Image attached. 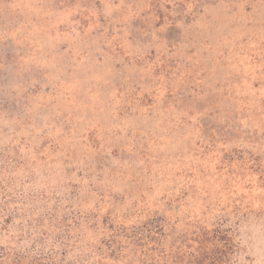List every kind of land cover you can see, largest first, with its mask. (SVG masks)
Instances as JSON below:
<instances>
[{"label": "rangeland", "instance_id": "1", "mask_svg": "<svg viewBox=\"0 0 264 264\" xmlns=\"http://www.w3.org/2000/svg\"><path fill=\"white\" fill-rule=\"evenodd\" d=\"M0 152L8 264H264V0H0Z\"/></svg>", "mask_w": 264, "mask_h": 264}, {"label": "trees", "instance_id": "2", "mask_svg": "<svg viewBox=\"0 0 264 264\" xmlns=\"http://www.w3.org/2000/svg\"><path fill=\"white\" fill-rule=\"evenodd\" d=\"M11 160L4 156V152H0V229H3L6 223L9 221L8 216V197L10 193L8 191L7 185L3 183V171L5 167L10 166ZM5 172V171H4ZM9 253L7 249L0 246V264H8ZM18 259L17 262H20Z\"/></svg>", "mask_w": 264, "mask_h": 264}]
</instances>
